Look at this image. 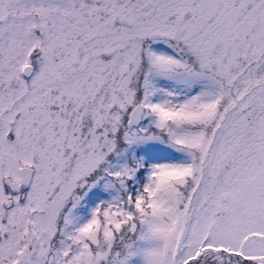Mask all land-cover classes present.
Returning a JSON list of instances; mask_svg holds the SVG:
<instances>
[{"label":"snow or ice","instance_id":"6c2138e0","mask_svg":"<svg viewBox=\"0 0 264 264\" xmlns=\"http://www.w3.org/2000/svg\"><path fill=\"white\" fill-rule=\"evenodd\" d=\"M0 264H264V0H0Z\"/></svg>","mask_w":264,"mask_h":264}]
</instances>
